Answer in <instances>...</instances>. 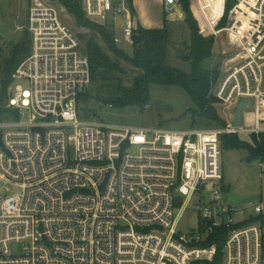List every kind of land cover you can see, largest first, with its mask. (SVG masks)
Segmentation results:
<instances>
[{
  "label": "built area",
  "instance_id": "obj_1",
  "mask_svg": "<svg viewBox=\"0 0 264 264\" xmlns=\"http://www.w3.org/2000/svg\"><path fill=\"white\" fill-rule=\"evenodd\" d=\"M229 1L213 26L236 50L214 90L226 124L169 129L81 119L89 58L59 8L32 0L31 53L7 101L19 118L0 121V264H264V206L250 202L254 214L238 219L222 198L221 160L224 136L264 132V0H236L218 28ZM80 2L133 44L129 0ZM181 2L164 0L166 11ZM243 98L253 107L235 126ZM220 229L221 252L206 245Z\"/></svg>",
  "mask_w": 264,
  "mask_h": 264
},
{
  "label": "trees",
  "instance_id": "obj_2",
  "mask_svg": "<svg viewBox=\"0 0 264 264\" xmlns=\"http://www.w3.org/2000/svg\"><path fill=\"white\" fill-rule=\"evenodd\" d=\"M59 1L74 17L77 27H83L93 33H77L82 43L81 50L90 61L92 83L90 98L114 109L142 108L151 102L153 88L179 87L188 94L193 103L186 113L191 114L193 125L213 127L226 124L216 107L219 100L214 93L221 77L220 66L210 68L205 65V62L215 55L216 36L205 35L201 32L199 23L191 10V0L181 2L185 13L184 21L190 30V43L187 52L183 50L178 52L181 60L189 63V72L174 67L170 63L173 30L167 16L161 28H146L138 24L133 32V52L129 54L118 45V37L113 24L88 19L80 0ZM235 1L230 0L227 3L226 16L220 21L218 28L227 24L228 10ZM129 3L135 15L133 0H129ZM211 30L207 32H212ZM29 34L31 37L30 32ZM30 37L23 36L15 46H12L10 56L2 60L0 121L19 118L17 110L7 107L8 89L12 83V73L31 53L32 38ZM1 51L0 48V53ZM122 62L137 70L131 85L125 84L127 70ZM85 93L78 97V103ZM250 136L252 143L241 140V136L238 135L224 136L222 146L231 149H246L249 152L248 160H258L264 163V132ZM226 233L225 229L217 230L206 245L216 244L221 252Z\"/></svg>",
  "mask_w": 264,
  "mask_h": 264
},
{
  "label": "rangeland",
  "instance_id": "obj_3",
  "mask_svg": "<svg viewBox=\"0 0 264 264\" xmlns=\"http://www.w3.org/2000/svg\"><path fill=\"white\" fill-rule=\"evenodd\" d=\"M47 1L59 8L62 20L76 34L79 32L93 34L91 30L77 27L74 17L59 0ZM31 2L32 0H0V48L2 50L0 53V66L2 60L6 56H10L12 46H15L23 36L27 35L28 38L30 37L28 10ZM191 10L199 23L201 32L205 35L216 36L215 55L211 60L206 61L205 65L210 68L219 65L222 76L228 68L229 59L236 53L235 48L230 43L229 36L226 33H216L214 28H212L224 10V0H191ZM167 16L173 30L170 63L174 67L189 72V63L182 61L178 54L181 50L187 52L188 44L190 43V30L184 21V10L182 7H178L175 13L169 12ZM107 23L111 24L110 22ZM209 26L212 28V32H207L209 31ZM114 28L118 37V45L127 53L132 54L133 45L124 39L121 27L114 25ZM102 44L104 45L103 42ZM122 64L127 70L125 84L131 85L137 70L124 62ZM91 88L92 83L81 97L79 103V115L83 120H99L117 125L164 127L169 129L208 127L201 124H192L191 114L186 113L193 106V103L188 94L179 87L172 89L153 88L151 91V102L147 106L124 109H114L90 98ZM216 107L219 113L222 114L223 105L218 102ZM240 139L253 142L251 136L248 135L242 136ZM134 152L136 153L137 149ZM247 154L248 150L243 148L231 151L227 146H222V175L225 176L222 198L227 201V204L240 210L239 214H237L239 220L247 219L249 215L254 214V209L247 208V206L249 202L258 203L260 199L259 191L261 185L258 174L264 170V166H260L259 161L248 162L245 159ZM229 183L231 184L230 187ZM210 200L211 194L208 192H204L199 197L201 205H207ZM190 217H192L191 212H188L182 224L184 225ZM259 220L263 225L264 231V215Z\"/></svg>",
  "mask_w": 264,
  "mask_h": 264
},
{
  "label": "crops",
  "instance_id": "obj_4",
  "mask_svg": "<svg viewBox=\"0 0 264 264\" xmlns=\"http://www.w3.org/2000/svg\"><path fill=\"white\" fill-rule=\"evenodd\" d=\"M134 7L136 10V21L137 25L140 24L146 28H161L164 25V21L168 12L166 11L164 0H133ZM167 19L168 16H167ZM212 28L209 26V31ZM231 149V148H230ZM236 149H231L234 151ZM249 152L245 159L248 160ZM253 161V160H251ZM258 161V160H257ZM260 166H264V163L260 162ZM225 176H223V180ZM258 179L260 180V199L258 202L262 203L264 206V170L258 174ZM230 187V183L228 184ZM250 203V202H249Z\"/></svg>",
  "mask_w": 264,
  "mask_h": 264
},
{
  "label": "water",
  "instance_id": "obj_5",
  "mask_svg": "<svg viewBox=\"0 0 264 264\" xmlns=\"http://www.w3.org/2000/svg\"><path fill=\"white\" fill-rule=\"evenodd\" d=\"M1 37V34H0ZM253 107V100L251 98H243L236 108V120L234 121L235 126H240L243 124V113L244 111H249Z\"/></svg>",
  "mask_w": 264,
  "mask_h": 264
}]
</instances>
